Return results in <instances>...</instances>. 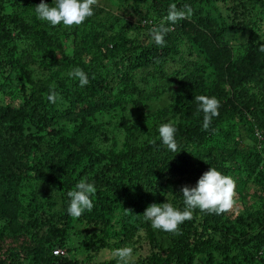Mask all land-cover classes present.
I'll return each mask as SVG.
<instances>
[{
  "label": "trees",
  "instance_id": "1",
  "mask_svg": "<svg viewBox=\"0 0 264 264\" xmlns=\"http://www.w3.org/2000/svg\"><path fill=\"white\" fill-rule=\"evenodd\" d=\"M40 3L0 0V264H118L99 258L124 247L130 264H264V0H98L71 28L39 20ZM172 3L193 15L166 24L159 47L149 33ZM151 73L171 84L158 110L165 86L140 84ZM197 95L220 102L208 130ZM164 123L176 152L159 139ZM210 167L235 181L245 215L196 209L180 235L154 233L145 210L183 211L182 187ZM80 180L94 184V207L73 218L67 193ZM13 221L18 244L5 241Z\"/></svg>",
  "mask_w": 264,
  "mask_h": 264
},
{
  "label": "clouds",
  "instance_id": "2",
  "mask_svg": "<svg viewBox=\"0 0 264 264\" xmlns=\"http://www.w3.org/2000/svg\"><path fill=\"white\" fill-rule=\"evenodd\" d=\"M54 6H49L41 0L35 7L36 16L39 20L53 27L63 25L66 28L81 26L88 18L94 15L93 7L98 0H54ZM193 15L191 5L185 4L178 9L175 3L169 5L167 15L161 23L153 27L149 33L151 40L159 47L165 45V36L173 29L166 24L175 25L178 21L189 19ZM264 52V45L259 49ZM69 76L79 81V86L84 87L89 83L87 74L80 68L73 69ZM48 101L55 104L60 99L59 94L52 91ZM199 105L198 111L203 112V129L208 130L214 117L219 116L220 102L215 97L197 95L194 97ZM176 127L170 123L162 124L159 129V139L166 148L172 152L178 149L176 141ZM155 143V142H154ZM235 181L223 175L215 168L205 172L197 181L195 187L184 186L181 189L185 208L183 211L173 207L171 203L149 206L143 217L151 223V227L162 230L165 233L180 235V225L191 220L193 211L199 209L208 214L221 215L229 212L235 204ZM96 194L94 184L86 180H80L75 185V190L67 193L70 203L67 212L73 218H79L85 211L91 212L94 204L91 199ZM58 251V253H55ZM53 254H63V251L55 250ZM133 249L124 247L116 249L113 256L117 258L118 264H130Z\"/></svg>",
  "mask_w": 264,
  "mask_h": 264
},
{
  "label": "rangeland",
  "instance_id": "3",
  "mask_svg": "<svg viewBox=\"0 0 264 264\" xmlns=\"http://www.w3.org/2000/svg\"><path fill=\"white\" fill-rule=\"evenodd\" d=\"M113 11H115V9H113ZM161 75H162L161 73H155V74L151 73V74L147 75L144 78L143 82H140L141 87L144 90H146L147 92L151 93V95H153L152 93H154L158 89V87L165 86V89H167V91L165 92L166 94H165L164 97H162V99H156V98L153 99V101L151 103L152 104V109H156V110L161 109V107H163L166 102H169V99H168L167 96L170 93L169 87L171 86V84H170V82L168 80H164L161 77ZM144 94H145V92H144ZM6 100H8V99L6 98ZM1 103H3V102L1 101ZM4 103H5V100H4ZM15 103L18 104V100ZM31 199L32 198H28L27 197L25 200L22 201V203L24 205H26V207H30L31 206ZM50 202H51L50 200H49L48 203L45 202L46 205L48 206L46 208V211H49L48 209H52V207L50 206ZM234 209H236L237 212H239V213L242 212V214L245 215V211L243 210V207H242L240 201H236L235 200V204H234L233 208L230 211H232ZM236 211H235V213H236ZM6 226L9 229V232H8V234L6 236L7 239H5L6 243L14 242L15 240H17V241H15V244L21 243L22 242L21 224L19 222H14L13 221V222L7 223ZM150 229H152V231L154 233L155 232L156 233L157 232H159V233L162 232V230H156V229H153L152 227H150ZM75 249L80 251V252H78L79 253L78 257L80 258V260H82L83 257H85V249L83 247L77 248V246H75ZM73 253L76 254V255L70 254L69 256L71 258H74V257L77 256L76 251H74ZM112 258H114L113 252L112 253L103 252L99 259L100 260H109V259H112Z\"/></svg>",
  "mask_w": 264,
  "mask_h": 264
},
{
  "label": "built area",
  "instance_id": "4",
  "mask_svg": "<svg viewBox=\"0 0 264 264\" xmlns=\"http://www.w3.org/2000/svg\"><path fill=\"white\" fill-rule=\"evenodd\" d=\"M55 253H58V251H55Z\"/></svg>",
  "mask_w": 264,
  "mask_h": 264
}]
</instances>
